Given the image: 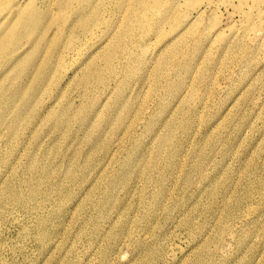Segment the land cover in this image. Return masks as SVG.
Instances as JSON below:
<instances>
[{
    "label": "rangeland",
    "instance_id": "1",
    "mask_svg": "<svg viewBox=\"0 0 264 264\" xmlns=\"http://www.w3.org/2000/svg\"><path fill=\"white\" fill-rule=\"evenodd\" d=\"M237 1L206 0L212 46L171 31L188 0H0V264H264V0L254 29Z\"/></svg>",
    "mask_w": 264,
    "mask_h": 264
},
{
    "label": "bare ground",
    "instance_id": "2",
    "mask_svg": "<svg viewBox=\"0 0 264 264\" xmlns=\"http://www.w3.org/2000/svg\"><path fill=\"white\" fill-rule=\"evenodd\" d=\"M237 2L239 4V5L237 4L238 8L241 9V11L244 13V22H246L248 24V27H252V29H254L258 25L255 24L256 22L253 20V15L248 13V11H253V10H250L248 8V6L242 0H238ZM209 7H210V5L206 2V0H188V2L181 8L182 12L179 13V17L177 20H175V26L171 28V31L174 32L176 29H180V32H182L184 29L196 28V27L203 25L204 26V31H203V36H202L203 41L206 44H210L211 42H213L211 44L213 46V44L216 42L217 38L218 37L220 38L221 34L224 32H223L222 28L216 30L217 25L211 26L205 22L206 10ZM212 9H214V8H212ZM212 9H211V11H212ZM190 11H193L195 14L193 19L191 18ZM209 13L210 12H208V14ZM166 18H172V12L170 15L167 14ZM163 28H164V23H161L158 26V29H159V31H161ZM224 30H226V28H224ZM149 33H150V37H149ZM149 33H147V32L141 33L137 38V42H136L135 46L140 45V44L145 45L146 42L149 40L148 46L150 47L152 44L151 42H153L152 41L153 39H155V41H159V38H160L159 32L156 31V29L154 27L149 31ZM178 34H177V36H178ZM188 34H191V31H189ZM230 36L231 37H227V39L224 41V48L225 49H227L228 46H230L231 44H236L239 42L238 44H236L238 47H240V46L244 47V52L246 50H248V49H246L247 47L244 46V42H240V41H242L241 39H239L241 36L237 35L236 31H231ZM177 38H179V37H177ZM206 48H207V46L205 47V49ZM246 56H248L250 62H252L254 60V57H255L254 53H252V52H250L249 54H246ZM243 58L244 57H242V59ZM153 79L156 80L157 78H153Z\"/></svg>",
    "mask_w": 264,
    "mask_h": 264
}]
</instances>
